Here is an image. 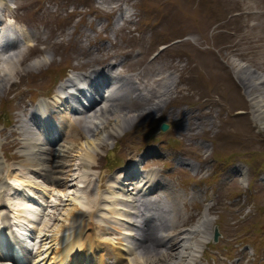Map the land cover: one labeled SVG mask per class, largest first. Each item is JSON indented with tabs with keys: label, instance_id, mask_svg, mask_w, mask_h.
Masks as SVG:
<instances>
[{
	"label": "rangeland",
	"instance_id": "rangeland-1",
	"mask_svg": "<svg viewBox=\"0 0 264 264\" xmlns=\"http://www.w3.org/2000/svg\"><path fill=\"white\" fill-rule=\"evenodd\" d=\"M5 1L0 18L10 11L31 33L33 41L29 43H35L24 48L27 52L17 76L5 89L0 88L1 175L12 167L11 180L5 177V181L13 183L17 163L26 159L19 155L23 133L16 131L20 130L22 115L51 93L71 70L89 69L108 59L122 60L125 72L142 71L143 75L137 76L140 78H136V85L127 82L130 92L118 94L113 102L129 109L134 120L130 118L131 123L128 120L120 130L112 129L111 140L104 141L103 148L96 147L97 168L80 165L81 151H72L76 160L69 185L62 190L49 185L55 193L50 200L63 199V206L46 212L61 217L59 211L64 213L71 207L66 201L68 196L78 194L84 202L88 195L82 187L85 180L95 183L99 173L107 179L132 160L137 150L153 151L156 155L147 156L140 166L144 174L149 169L156 170L166 181L163 194L169 206L167 226L170 228L175 217H180L175 230L167 229L169 236L180 241L187 230L197 228L203 221L208 228L217 224L222 232L214 249L208 247L209 242H203L193 261L186 259L183 264H264V168L255 176L243 162L249 158L250 163L259 165L264 160V116L255 111L264 104V0ZM121 11L130 14L129 22L126 16L121 18ZM43 59L45 64L30 67ZM252 70L263 76L260 84L258 77L243 75ZM133 91L141 95L131 97ZM162 121L171 125L165 133L158 130ZM80 142L87 144L85 135ZM109 150L113 151L112 157L107 156ZM229 153L235 154V162L223 169L221 161ZM180 158L191 165L178 163ZM67 159L65 156L59 163L65 164ZM239 170L242 175H238ZM59 176L63 175L57 172L55 177ZM15 201L9 196L5 204L10 207ZM51 215L38 219L29 242L32 249L38 246L37 236L45 232L44 223L54 222ZM109 226L129 231V225L122 222H109L106 232L113 231ZM93 230L103 240L110 238V233L96 228L88 230L87 235ZM154 235L159 237L156 232ZM242 238L253 243L241 246L238 240ZM111 249L108 256L104 255V264H113ZM145 249L138 248L134 255H126L128 261L124 257L117 264L121 260L120 264H131ZM100 253L102 249L95 255ZM0 262L9 263L7 259Z\"/></svg>",
	"mask_w": 264,
	"mask_h": 264
},
{
	"label": "bare ground",
	"instance_id": "bare-ground-1",
	"mask_svg": "<svg viewBox=\"0 0 264 264\" xmlns=\"http://www.w3.org/2000/svg\"><path fill=\"white\" fill-rule=\"evenodd\" d=\"M5 2V0H0V9L6 4ZM9 12L7 14V21L8 23H11V18H13V16L11 12ZM122 16L123 15H121V18ZM14 47L15 49L11 54H8L4 58L0 57V88L5 89L7 84L17 76L20 70L19 65L26 55L27 51L25 49L20 48L18 45H15ZM6 51L7 49L4 50V52ZM95 55L97 54L95 53ZM45 63V59L38 60L35 64H31L30 67L38 68ZM122 64V61L119 63L110 62L109 64L102 65L99 69H91V74L87 75L86 78L92 91L91 95L93 94V97H95L98 102L86 109L85 113L83 112L84 114L81 113L80 116L78 115L72 118L69 117L73 103L77 101L78 96H81L82 93L78 89L75 90L76 93H68L67 95L61 91L56 93L57 89L62 88V85H59L57 89H55L54 93L56 94H54L53 97L41 99L37 102L35 109L30 110V115L28 116L27 121L30 123L31 127H34V129L31 128L25 131V129L20 127V130H16L18 134L24 133L19 142V155L21 157L22 155H25L26 159L23 162L17 163L19 168L16 173L13 172V183L11 182V185L7 183V181L5 183L3 180H5V177L9 179L11 178L12 167L10 166L8 170L6 169L4 176L0 173V206L3 205V198L5 195H7L5 199H9V195L16 199L17 202L15 201L14 204L11 205V208L14 210V219L16 222L24 220L25 223L28 224V226L26 225L27 228L30 229V227H32L37 229L36 223L33 220V217L35 216L34 214L42 212L43 216H50L52 212L47 213L46 211H48L51 207L57 210L61 205V202H63V199H58V201L50 200V195L55 196V193L51 191L53 188H50L49 190V185L60 189L61 187L69 185L67 183L70 179L69 176L72 175L74 169L73 164L76 160V155L72 153V151L75 149H79L81 151L80 165L91 169L97 168L98 164L95 162L96 147H104L106 143H104V141H109L110 137L114 134L112 129L120 130L121 128H124V125L128 123L127 121L130 118L134 120L132 117L134 115H129V109L121 107L116 103L114 104L113 102L116 101L114 98L112 101L104 98L111 93L118 91L119 87H114V82L118 84L122 79H130L133 84H137L138 81L136 78H140L137 76L140 74L141 77H143L141 74L142 71L135 73L134 78L126 77L124 75L125 69L122 68L118 71V67H121ZM157 71L156 73H158ZM243 75H247V77H258L256 80L257 83L263 81V76L258 73L255 74L253 70L251 72L244 71ZM144 81L146 82V80ZM152 84L154 85V83ZM119 86L122 87L123 84L121 83ZM137 87L139 88V86H136L135 88ZM99 98H101V100H99ZM91 99L92 102L95 101L94 98L91 97ZM140 101H142V99ZM129 103H131V101ZM50 107L56 109V112H58L55 117L56 121H58L56 124L62 126L66 125V130L59 134V139L56 138L59 141L57 146H55V141L51 143L50 140L52 137H50V133L52 130L54 132L55 128H60V126H55V120L50 118L48 119L47 114ZM255 111L264 116V104L258 105V109L256 108ZM72 113L74 115L77 114V112ZM185 124L187 123H182V125ZM84 135L86 137L87 144L80 142L82 136ZM1 144L0 149L2 146ZM13 144L17 145V143L14 142ZM77 146L78 148H76ZM65 156L68 158L66 163L60 164L59 161L62 158H65ZM143 156L145 155L143 154ZM140 158L141 155L136 159V162L138 159L140 160ZM134 166L135 165L133 163L132 168H134ZM1 168L2 162L0 159V171ZM126 169L127 168H123L120 174L108 175V179H105L104 175L99 173L95 183L83 180V187L86 188L88 192L84 202L83 199L80 201L78 194L75 196L72 195V197H66V201H70L71 207L66 208L64 213L59 211V215L61 217L51 215L50 219L54 220L56 224L53 222L50 225V221L44 223V228L46 229L44 230V233L42 232L38 235L39 246L36 249V255L31 264H104V255L108 256L111 246V253H113V257L120 259L125 257L126 261L129 259L126 255L132 256L135 254L134 251L138 248H146L144 252L140 253L131 260V264H183V261L186 259L193 261L194 257H196L198 246L200 247L201 243L207 242L210 238L212 230L210 226L208 228L206 226V221H203L197 226V228L187 230V235H184L180 241H174L173 236H169L167 233L166 237L165 235H162L163 237L162 239L160 238L161 241H159V238L153 235V232L146 229L147 225L145 220H143V210L147 209L150 212L152 211L150 203L154 202V206L157 208L159 207L158 205L161 204L157 201L160 200L158 197H154L153 201L148 198L154 194L155 196H159L161 193H164L158 174L149 169L147 171L148 174L143 175V179H138L139 181L134 180L131 183L129 181L134 179V174L131 171L132 169L129 170V172ZM57 172L63 176L55 177ZM38 177H41L43 182H39ZM126 183H129V187ZM7 185H9V189ZM20 189L24 191H21ZM48 191L51 192L48 196H46ZM30 195H34L39 198L33 200ZM63 198L65 197L63 196ZM137 198L140 199V203H136ZM39 200L45 203L46 206L42 207ZM145 201H148V203ZM174 202L176 201L174 200ZM29 208H33V210L30 211L28 210ZM170 208L173 209V207ZM100 211H102V213ZM4 212L5 211L0 210V255L5 256V254L9 253V251L11 252L13 250V253L17 254H15V256L18 258L17 260L19 263L23 264L24 262L25 264V258L27 256L25 248L17 241L15 235L11 233L9 227H6L7 229L1 228L3 221H7V219H5L6 214ZM97 212L98 214H96ZM3 214L5 217L2 216ZM95 217L98 220H101L100 223L98 220H96L97 222L94 220ZM178 219H180V217L176 216L173 221L174 223L172 225L170 224V228L163 224L162 231L165 232V230L167 231L168 229L170 230L169 232H171V230H175L178 224ZM47 220L48 219H46V221ZM56 221L61 222L57 223ZM124 221L132 226V231H125L123 227L116 228L114 226H109V228L113 231L106 232L107 224L109 222L125 223ZM93 228L98 229L100 232L104 231L106 233H110L109 235L112 236L108 238V240H103V238H100V236L96 234L95 230L86 235L87 229L91 230ZM9 234L12 238L7 237ZM113 234H117L118 236L113 237ZM123 234H130L131 238L135 241L134 247H131L128 243L124 242ZM96 237L98 240H96ZM93 243H96L95 247L92 246ZM101 249L103 253L95 255L98 251H101ZM143 253H145V256L142 255ZM96 256H99L98 260ZM17 260L12 257V262L15 261L16 264H18ZM122 262L123 261L121 260L120 263ZM0 264L4 263L0 262ZM27 264L30 263L28 262Z\"/></svg>",
	"mask_w": 264,
	"mask_h": 264
},
{
	"label": "water",
	"instance_id": "water-1",
	"mask_svg": "<svg viewBox=\"0 0 264 264\" xmlns=\"http://www.w3.org/2000/svg\"><path fill=\"white\" fill-rule=\"evenodd\" d=\"M169 125L167 123H161L160 124V130L162 132L166 131L168 129ZM218 235H219V232H218V229H217V226L215 225L214 226V232H213V241H217V238H218Z\"/></svg>",
	"mask_w": 264,
	"mask_h": 264
},
{
	"label": "trees",
	"instance_id": "trees-1",
	"mask_svg": "<svg viewBox=\"0 0 264 264\" xmlns=\"http://www.w3.org/2000/svg\"><path fill=\"white\" fill-rule=\"evenodd\" d=\"M235 154L234 153H229V154H225V157H224V161H226V162H230V161H232V157L234 156ZM247 161L248 162H250V160H249V158L247 159ZM254 167H256V168H261V167H264V160L259 164V165H257V166H255V165H253ZM263 229H264V225L263 226H261Z\"/></svg>",
	"mask_w": 264,
	"mask_h": 264
}]
</instances>
